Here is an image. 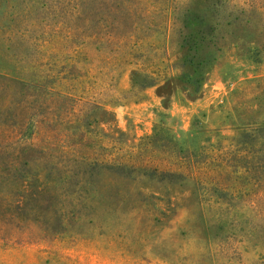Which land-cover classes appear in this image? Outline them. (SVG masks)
Here are the masks:
<instances>
[{"label": "rangeland", "instance_id": "obj_1", "mask_svg": "<svg viewBox=\"0 0 264 264\" xmlns=\"http://www.w3.org/2000/svg\"><path fill=\"white\" fill-rule=\"evenodd\" d=\"M204 2L0 0V264H264L263 179L222 177L214 196L72 161L124 158L154 132L190 154L264 122V0H222L216 60L195 83L174 17ZM84 44L96 60L132 52L110 91L101 73L72 78ZM150 71L140 99L120 98Z\"/></svg>", "mask_w": 264, "mask_h": 264}, {"label": "trees", "instance_id": "obj_2", "mask_svg": "<svg viewBox=\"0 0 264 264\" xmlns=\"http://www.w3.org/2000/svg\"><path fill=\"white\" fill-rule=\"evenodd\" d=\"M223 7L222 0H205L202 11H193L187 8L180 15L174 17L180 27L181 45L186 48L184 64L190 66L195 74L192 82H199L206 69L216 60L217 34L221 31L223 18L220 14ZM115 20H111L112 24H115ZM229 22H232V25L240 23L235 19ZM226 25L230 27L231 23ZM136 45L134 44V47ZM90 49L91 47L84 44L80 50H74L71 67H76L74 71L79 74L72 78L76 81L85 77V74L93 76V74L101 73L108 80V86L105 88L110 91L112 82L116 79V73L121 69V64H130L132 52L113 49L111 50L115 53L113 57L97 58L96 60L88 55ZM150 50L153 51L154 48L152 47ZM83 66H86L87 69H83ZM135 76L131 90L120 95V98L124 100L140 99L141 93L146 88L155 85L159 78V74L154 71L136 73ZM62 80L65 81V78L59 76L58 86L70 90L72 87H69L66 82L63 83ZM84 90L81 91L84 92ZM75 99L80 101L81 97ZM85 102L97 105L92 99H86ZM236 141L235 144L228 146L217 144V148L202 147L193 153L186 154L171 139L154 132L124 149L126 152L124 158H117L118 154L114 153L112 157H109L110 154H108L109 158L102 159L101 162L91 163L85 159L72 161L79 162L76 166H80L81 170L86 168V172L89 168L103 166L117 171L123 176L145 179L161 185L183 186L194 181L197 185H204L215 196L220 192H225L224 187L218 186L219 179L222 177L228 178L234 175L251 183L252 181L259 183L262 179L264 181V122L245 129L239 140ZM27 150L34 151L29 148ZM121 150L117 148L116 152ZM29 152L25 153V162H28L25 163V166H29V162L33 159L29 156ZM199 176H203L205 179L202 180Z\"/></svg>", "mask_w": 264, "mask_h": 264}]
</instances>
